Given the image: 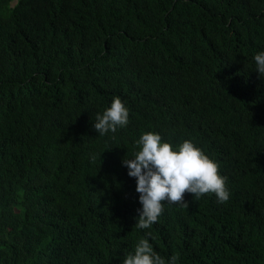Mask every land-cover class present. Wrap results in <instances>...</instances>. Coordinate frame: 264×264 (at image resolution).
<instances>
[{
  "label": "trees",
  "instance_id": "obj_1",
  "mask_svg": "<svg viewBox=\"0 0 264 264\" xmlns=\"http://www.w3.org/2000/svg\"><path fill=\"white\" fill-rule=\"evenodd\" d=\"M264 0H0V264H264ZM119 96L128 124L93 119ZM191 139L230 197L185 192L147 229L121 159ZM95 154V159L90 155Z\"/></svg>",
  "mask_w": 264,
  "mask_h": 264
},
{
  "label": "clouds",
  "instance_id": "obj_2",
  "mask_svg": "<svg viewBox=\"0 0 264 264\" xmlns=\"http://www.w3.org/2000/svg\"><path fill=\"white\" fill-rule=\"evenodd\" d=\"M254 70L264 77V49L253 53ZM129 108L117 95L113 96L102 113L93 119V127L100 136L115 132L128 124ZM136 150L128 158L121 159L129 177L135 179V191L140 207L135 223L139 229H147L157 221L164 202L188 206L184 193L200 198L214 194L218 203L230 197L227 177L219 171L218 162L206 154L191 139L172 144L156 131L141 132L133 142ZM95 159V154L90 155ZM120 264H178V256L167 258L153 251L146 239H140L134 248L123 255Z\"/></svg>",
  "mask_w": 264,
  "mask_h": 264
}]
</instances>
